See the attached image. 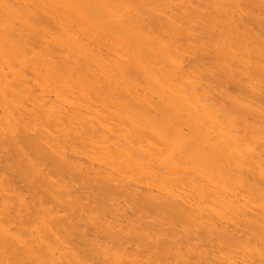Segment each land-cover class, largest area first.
I'll return each mask as SVG.
<instances>
[{
    "label": "bare ground",
    "instance_id": "bare-ground-1",
    "mask_svg": "<svg viewBox=\"0 0 264 264\" xmlns=\"http://www.w3.org/2000/svg\"><path fill=\"white\" fill-rule=\"evenodd\" d=\"M0 197V264H264V0H0Z\"/></svg>",
    "mask_w": 264,
    "mask_h": 264
},
{
    "label": "rangeland",
    "instance_id": "rangeland-1",
    "mask_svg": "<svg viewBox=\"0 0 264 264\" xmlns=\"http://www.w3.org/2000/svg\"><path fill=\"white\" fill-rule=\"evenodd\" d=\"M187 62H189V64L192 62V59H186V64H187ZM186 64H185V66H186ZM187 65V66H191L192 64H190V65ZM186 66V67H187ZM228 87H230V86H228ZM233 89H234V87H233ZM229 91H234V90H232V87L229 89ZM233 93H235V91L233 92ZM2 164V163H1ZM1 166H3V165H1ZM17 189H19V190H24V187H23V184L22 183H16V186H15ZM24 194H25V192H24ZM26 195H28L27 193H26ZM1 198V197H0ZM0 202H1V200H0ZM122 206H124V204H123V202H122Z\"/></svg>",
    "mask_w": 264,
    "mask_h": 264
}]
</instances>
